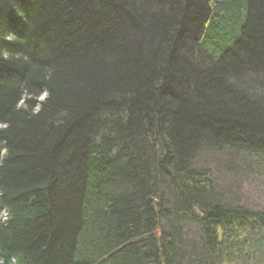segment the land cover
Segmentation results:
<instances>
[{
	"label": "trees",
	"instance_id": "obj_1",
	"mask_svg": "<svg viewBox=\"0 0 264 264\" xmlns=\"http://www.w3.org/2000/svg\"><path fill=\"white\" fill-rule=\"evenodd\" d=\"M0 80V257L264 264V211L194 164L264 186V0H0Z\"/></svg>",
	"mask_w": 264,
	"mask_h": 264
},
{
	"label": "bare ground",
	"instance_id": "obj_2",
	"mask_svg": "<svg viewBox=\"0 0 264 264\" xmlns=\"http://www.w3.org/2000/svg\"><path fill=\"white\" fill-rule=\"evenodd\" d=\"M1 15H4L5 17H3V19L5 20V22L7 24H10L13 27H16L18 29V23H20L21 21V17H20V13L19 10L15 7V9H13V7L6 5L5 9L3 11V13ZM4 22V23H5ZM5 23V25H6ZM7 26V25H6ZM8 29V27H7ZM11 30V29H10ZM9 31H5L3 29V31H1V35L4 39H6L7 41L10 40L11 35L9 34ZM14 33V32H13ZM16 35H19L18 33ZM190 44V43H188ZM188 48L191 49V46L188 45ZM192 52L194 53V55L199 54V50H192ZM8 73H11L10 71ZM3 80H6L5 78H3ZM1 81V80H0ZM2 82V81H1ZM44 98V94H42L39 98V101H42ZM108 117H113L112 114L108 115ZM1 139V138H0ZM3 197L0 193V201H2ZM257 211H264V205H259L257 206ZM5 208L3 206H0V224L2 223H6L7 219L4 217L5 214ZM227 234H226V238H224V243L226 244L225 248L231 252V254L234 255V253L237 250V246L239 245V249H243L244 251H246V253H253V248H251L252 244H249L252 242V238H251V234L248 232H244L242 230H240L238 228V231L232 229V231L227 230ZM3 254L7 255L9 258H3L0 257V264H17V262L21 261H25V264H37L35 263L34 258H31L28 254H24L21 251H11V253H6V252H2ZM73 259H74V255L71 256V262L73 263ZM251 264H256V260L252 261L251 259H249ZM247 263H249L247 261ZM234 264H241L240 261H236Z\"/></svg>",
	"mask_w": 264,
	"mask_h": 264
},
{
	"label": "rangeland",
	"instance_id": "obj_3",
	"mask_svg": "<svg viewBox=\"0 0 264 264\" xmlns=\"http://www.w3.org/2000/svg\"><path fill=\"white\" fill-rule=\"evenodd\" d=\"M243 59H245V58L243 57ZM246 74H248V72ZM229 83L230 84H234L233 81L232 82L230 81ZM0 146H1V144H0ZM228 153L229 152H227V151L226 152L223 151V153L216 155V157L219 160H221V162H226L227 161V157H228ZM238 154L240 156L239 158H241L243 160H246V158L249 159L250 157L253 158V154L252 153H247L246 154V152H243V153L240 152V153H237L236 155H238ZM204 157L205 156L203 154L198 156V159L194 163L195 166L201 167V168L202 167H207V169H210L219 181H220V179L223 178L221 180V182H220V183H222L221 187L222 186L224 187L225 185L229 184L228 186H229L230 190H237V193H238V196H239L237 205H241V206L249 208V209H257V206L264 205V186L263 185H260L256 181L249 180V179L246 180V181L240 180V178L239 179L231 178L230 180H229V178L225 179L224 177H222L224 175L222 173L223 170L221 169L223 164L222 165L221 164H217V163L215 164V163H213L214 161H210L209 160L210 158L206 160ZM255 160L258 161V162L262 161V165L260 167H264V159L260 158L258 160V159L255 158ZM251 163L253 165L256 164L254 162H251ZM251 163H250V167H252ZM262 176H264V175L260 174L258 176V178H262ZM229 181H231V182H229ZM226 201H231V200L228 199Z\"/></svg>",
	"mask_w": 264,
	"mask_h": 264
}]
</instances>
